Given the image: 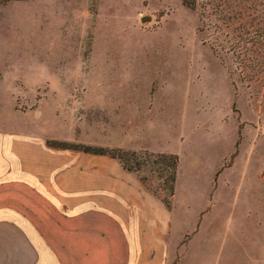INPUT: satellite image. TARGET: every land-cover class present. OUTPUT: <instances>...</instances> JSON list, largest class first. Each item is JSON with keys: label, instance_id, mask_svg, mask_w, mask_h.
<instances>
[{"label": "rangeland", "instance_id": "374dc122", "mask_svg": "<svg viewBox=\"0 0 264 264\" xmlns=\"http://www.w3.org/2000/svg\"><path fill=\"white\" fill-rule=\"evenodd\" d=\"M217 24L180 0L6 2L0 130L176 154L179 264H264V68L238 65L264 64V39Z\"/></svg>", "mask_w": 264, "mask_h": 264}, {"label": "crops", "instance_id": "0c3cea01", "mask_svg": "<svg viewBox=\"0 0 264 264\" xmlns=\"http://www.w3.org/2000/svg\"><path fill=\"white\" fill-rule=\"evenodd\" d=\"M47 140L70 138L0 130V264L182 261L171 208L135 172Z\"/></svg>", "mask_w": 264, "mask_h": 264}, {"label": "trees", "instance_id": "16d2710c", "mask_svg": "<svg viewBox=\"0 0 264 264\" xmlns=\"http://www.w3.org/2000/svg\"><path fill=\"white\" fill-rule=\"evenodd\" d=\"M9 1L24 0H0V5ZM240 2L241 0H233L232 3L229 0H180L184 7L191 10L198 9V21L201 25H203L204 20L210 21L212 19L215 22L219 21V24L216 25L217 33H223L224 35L226 29H230L233 32L232 42L235 45L234 47H237L241 41L244 42L242 44L249 42L252 45L259 35L264 39V21H261L259 17L260 14H264V10L260 13L259 9L255 8V6L262 7L263 4H257L256 0L254 3L253 0L247 5L245 4V6L241 5ZM242 16H246L244 23L240 21ZM244 24H246V28H244ZM202 30L203 28L200 27V31ZM218 47L223 48L222 45H218ZM210 48L214 50L213 47ZM232 50H235V48L232 47ZM240 55L243 57L242 53ZM247 60L250 61L248 58ZM241 64L250 68L257 67V70L264 68L263 61L258 64L252 61V64H248L241 58L238 65ZM255 72L253 71L254 75L256 74ZM46 142L56 147L75 149L85 153L105 155L117 159L122 168L135 172L139 176L140 181L169 207L177 173L178 158L176 154L148 152L146 150H123L116 147H100L54 140H47Z\"/></svg>", "mask_w": 264, "mask_h": 264}, {"label": "water", "instance_id": "95a60500", "mask_svg": "<svg viewBox=\"0 0 264 264\" xmlns=\"http://www.w3.org/2000/svg\"><path fill=\"white\" fill-rule=\"evenodd\" d=\"M146 20H147V18H145V17H141V18H140V21H141V22H144V21H146Z\"/></svg>", "mask_w": 264, "mask_h": 264}]
</instances>
